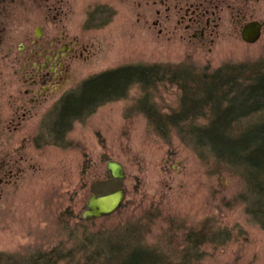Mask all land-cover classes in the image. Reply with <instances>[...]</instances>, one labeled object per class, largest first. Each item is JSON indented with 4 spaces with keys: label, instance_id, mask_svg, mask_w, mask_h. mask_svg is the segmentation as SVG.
I'll return each mask as SVG.
<instances>
[{
    "label": "rangeland",
    "instance_id": "374dc122",
    "mask_svg": "<svg viewBox=\"0 0 264 264\" xmlns=\"http://www.w3.org/2000/svg\"><path fill=\"white\" fill-rule=\"evenodd\" d=\"M109 1L115 14L101 28L83 29V15L71 14L75 45L62 85L73 89L92 76L130 65L186 64L195 71L264 65V0H216L222 10L214 17L211 40L199 44L149 27L145 0ZM250 21L262 26L252 44L240 35ZM24 88L17 77H0V264L53 249L72 250L73 260L80 262L79 237L118 234L129 225L138 228L131 246L160 253L167 264L183 263L185 234L202 228L214 234L226 229L229 239L221 245L204 243L196 252L200 259L191 264H264V229L246 213L240 177L217 170L212 158H200L175 133L160 137L137 110L149 94L148 103L170 113L179 104L177 85L128 87L122 98L75 121L58 145L48 135L50 126L37 125L43 109L20 125L10 123L15 109L8 99ZM108 160L123 166L122 179L110 181ZM99 187L104 190L98 194L124 188L122 207L82 222L86 199Z\"/></svg>",
    "mask_w": 264,
    "mask_h": 264
},
{
    "label": "trees",
    "instance_id": "16d2710c",
    "mask_svg": "<svg viewBox=\"0 0 264 264\" xmlns=\"http://www.w3.org/2000/svg\"><path fill=\"white\" fill-rule=\"evenodd\" d=\"M205 70L195 71L186 64L130 65L92 76L55 111L56 123L48 132L54 135L52 144L64 141V133L75 121L104 103L122 98L128 87L139 85L143 89L158 82L173 83L180 89L179 104L174 110L161 113L146 100L149 94L139 100L137 110L160 137L168 139L175 133L200 158H212L217 170L221 167L237 174L244 186L239 197L247 206L246 213L264 229V65L226 64ZM102 190L99 187L95 192ZM90 220L81 218L82 222ZM136 230L129 225L118 234L79 237L81 242L75 247L84 254L80 262L73 260L72 250L53 249L6 259L5 264H59L65 259L67 264H167L160 253L131 246L137 240ZM185 239L188 248L182 264H191L192 260L198 261V256L200 259V254L196 255L200 246L213 240L221 245L229 239V233L224 229L214 234L202 228L186 233Z\"/></svg>",
    "mask_w": 264,
    "mask_h": 264
},
{
    "label": "flooded vegetation",
    "instance_id": "af4514ba",
    "mask_svg": "<svg viewBox=\"0 0 264 264\" xmlns=\"http://www.w3.org/2000/svg\"><path fill=\"white\" fill-rule=\"evenodd\" d=\"M107 2L0 0V77H17L25 85L22 92L8 99L15 109L10 123L20 125L31 120L30 115L39 109L45 112L38 126L56 123L55 111L77 89L61 83L67 79V63L75 45L69 33L70 16L80 12L83 29L101 28L116 10L111 1ZM145 4L149 27L178 33L198 44L211 40L214 17L222 10L216 0H145Z\"/></svg>",
    "mask_w": 264,
    "mask_h": 264
},
{
    "label": "water",
    "instance_id": "95a60500",
    "mask_svg": "<svg viewBox=\"0 0 264 264\" xmlns=\"http://www.w3.org/2000/svg\"><path fill=\"white\" fill-rule=\"evenodd\" d=\"M262 26L257 21H250L241 29V39L248 44L255 43L261 35ZM105 169L112 179L119 180L125 175L123 166L115 160H108ZM125 189L118 188L103 194H90L81 213L83 219H97L115 213L122 206L125 199Z\"/></svg>",
    "mask_w": 264,
    "mask_h": 264
}]
</instances>
